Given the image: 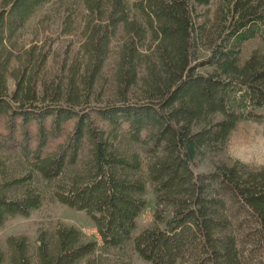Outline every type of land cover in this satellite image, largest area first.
<instances>
[{
	"label": "trees",
	"instance_id": "trees-1",
	"mask_svg": "<svg viewBox=\"0 0 264 264\" xmlns=\"http://www.w3.org/2000/svg\"><path fill=\"white\" fill-rule=\"evenodd\" d=\"M50 1L0 0V153L17 155L30 169L11 182L2 180L0 165V226L41 204L35 191L11 197L4 190L33 173L54 181L69 172L54 197L86 214L103 249L133 240L150 264H243L234 229L264 254V166L193 169L239 122H264V53L240 65L241 46L264 40V0H227L220 33L200 61L189 0H134L139 19L124 0H83L87 17L74 62L73 40L61 41L71 33L67 9L59 14L61 35L42 39L34 28L31 46L17 49L28 20ZM59 43L65 47L48 80L43 68ZM204 68L210 71L200 73ZM123 142L147 156L156 202L153 225L134 239L145 182L136 176L140 155L123 150ZM54 237L52 243L38 237L36 264H77L99 246L73 227L58 226ZM6 243L0 264L5 257L8 264H32L26 238Z\"/></svg>",
	"mask_w": 264,
	"mask_h": 264
},
{
	"label": "rangeland",
	"instance_id": "rangeland-1",
	"mask_svg": "<svg viewBox=\"0 0 264 264\" xmlns=\"http://www.w3.org/2000/svg\"><path fill=\"white\" fill-rule=\"evenodd\" d=\"M130 9V13L139 19L138 12L133 8L134 0H124ZM194 9V24L197 29V42L195 56L200 60L206 59L210 54V48L214 44L217 35L220 33L221 22L226 9L227 0H189ZM62 9H67L71 15V33L64 35L59 30V14ZM87 17V10L83 0H52L40 7L35 14L28 20L22 30V38L18 42L17 49L28 48L32 42V30L37 28L39 37L43 39L46 35H61V41L72 39L73 45L70 53L72 62L79 61L77 55L80 32ZM64 44L59 43L53 47V55L49 57L43 73L46 79H51L57 71L58 62ZM264 53V40L255 37L245 42L241 46L240 65H242L253 54ZM115 55L111 58L108 68L114 66ZM17 67V62L11 63V69ZM209 68L199 70L200 73L209 72ZM110 73V71H108ZM111 76V74H109ZM109 77L105 80L104 88L107 90L112 85ZM9 91L13 90V80H8ZM111 93H107L109 95ZM106 96V95H105ZM103 96L104 99L106 97ZM99 99V98H98ZM122 149L128 153H138L142 161V169L136 174L145 182L146 208L136 219V231L134 239L140 232L151 227L154 223L155 196L152 185L147 177V159L143 151L136 145L123 142ZM202 157L194 160L193 169L196 173H207L216 167L234 162H240L249 169H257L264 166V122L256 123L242 121L237 124L229 135L224 145L213 149H206ZM0 165L3 171L2 180L11 181L14 179L25 178L29 175L30 169L17 155L0 153ZM69 172L54 181H45L39 175L33 173L31 179L19 186H13L4 192L11 197H20L29 189L37 192L41 196L39 208L31 211L28 217L14 216L8 218L0 226V249L7 253V239L10 237H24L27 240L28 256L32 264L37 263L38 237L46 234L49 242L55 240V232L58 226L73 227L79 230L87 239L97 241V250L77 264H150L142 260L134 249L133 240L126 243L123 247L103 249L100 238L91 220L84 212L76 211L61 203L54 197L55 189L68 178ZM234 235L237 238V246L241 254L243 264H264V254L257 249L256 242H250L247 247L239 239L237 231ZM8 264L7 257L4 263Z\"/></svg>",
	"mask_w": 264,
	"mask_h": 264
}]
</instances>
